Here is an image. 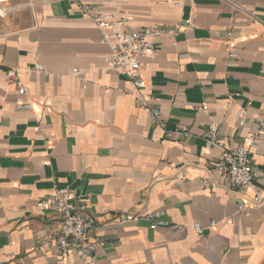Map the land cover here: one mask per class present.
<instances>
[{
    "label": "crops",
    "instance_id": "0c3cea01",
    "mask_svg": "<svg viewBox=\"0 0 264 264\" xmlns=\"http://www.w3.org/2000/svg\"><path fill=\"white\" fill-rule=\"evenodd\" d=\"M85 1L125 18L130 31L181 28L153 40L157 58L142 59L138 92L106 70L108 48L73 0H0L4 15L9 4L25 14L0 29V264H62L35 248L51 219L37 204L61 190L111 223L90 260L64 264H264V208L238 213L214 167L222 148L248 146L264 195V0H235L239 11L224 0ZM140 94L159 109L157 123L136 105ZM210 125L220 146L207 149ZM125 214L132 219L117 224Z\"/></svg>",
    "mask_w": 264,
    "mask_h": 264
},
{
    "label": "built area",
    "instance_id": "2783aa9c",
    "mask_svg": "<svg viewBox=\"0 0 264 264\" xmlns=\"http://www.w3.org/2000/svg\"><path fill=\"white\" fill-rule=\"evenodd\" d=\"M116 1V0H108ZM153 2L166 3L173 6H181L183 0H151ZM233 11L241 10L235 0H224ZM81 17L90 20L100 34L99 44L108 48V54L104 57V66L107 71L122 75L138 92L145 88V81L141 74L142 59L155 60L157 50L153 40L160 37H176L180 26L172 29H164L161 26H149L139 31H130L126 28V19L119 17L114 19L111 14L105 13L101 8L85 0H73ZM187 25L189 21L185 22ZM230 32L226 33L229 38ZM227 60H235L237 55L226 48ZM32 71L41 72V68L34 67ZM72 75L77 77V70H72ZM6 77L14 82L18 96L25 95V87L18 79L15 70L7 72ZM136 105L146 111L147 118L154 123L158 122L159 109L149 96L140 94L135 99ZM19 108L29 109L30 104L23 102L17 104ZM246 111L242 110L239 126H243ZM184 136H188L185 128H180ZM264 135V129L260 131ZM218 129L210 125L207 129L205 148L220 146L218 141ZM221 178L227 182L226 192L237 196V212L246 213L255 208H264V195L253 187L254 173L252 169V156L248 146H240L233 150L221 149L220 157L214 164ZM251 190V195L248 191ZM39 211L49 210L51 219L41 227L35 236V248L37 250L53 251L58 262L64 264L68 258L76 257L81 261H88L93 254L103 246L99 231L111 223L101 222L93 216L84 202L76 199L69 191L61 190L44 198L37 204ZM163 213H156L160 216ZM151 217V216H149ZM128 214L120 215L116 222L124 224L131 220ZM163 222L153 224L150 228L164 226ZM216 222H210V228L214 229ZM193 228L200 237L203 229L199 224Z\"/></svg>",
    "mask_w": 264,
    "mask_h": 264
},
{
    "label": "rangeland",
    "instance_id": "374dc122",
    "mask_svg": "<svg viewBox=\"0 0 264 264\" xmlns=\"http://www.w3.org/2000/svg\"><path fill=\"white\" fill-rule=\"evenodd\" d=\"M4 9H5L6 15H4L3 17H0V29L1 30L7 28L8 26L19 25L20 21L25 18L24 13L20 12L18 14V12H16L17 8L13 4L4 6Z\"/></svg>",
    "mask_w": 264,
    "mask_h": 264
},
{
    "label": "bare ground",
    "instance_id": "6f19581e",
    "mask_svg": "<svg viewBox=\"0 0 264 264\" xmlns=\"http://www.w3.org/2000/svg\"><path fill=\"white\" fill-rule=\"evenodd\" d=\"M4 16V12L0 9V17Z\"/></svg>",
    "mask_w": 264,
    "mask_h": 264
}]
</instances>
